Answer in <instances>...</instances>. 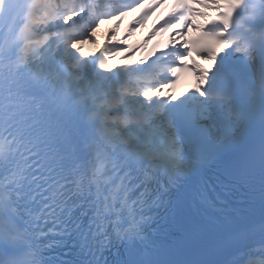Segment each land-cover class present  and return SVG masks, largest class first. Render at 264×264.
I'll use <instances>...</instances> for the list:
<instances>
[{"label": "snow or ice", "instance_id": "1", "mask_svg": "<svg viewBox=\"0 0 264 264\" xmlns=\"http://www.w3.org/2000/svg\"><path fill=\"white\" fill-rule=\"evenodd\" d=\"M142 3L0 0V264H264V0H176L180 42L85 56Z\"/></svg>", "mask_w": 264, "mask_h": 264}, {"label": "bare ground", "instance_id": "2", "mask_svg": "<svg viewBox=\"0 0 264 264\" xmlns=\"http://www.w3.org/2000/svg\"><path fill=\"white\" fill-rule=\"evenodd\" d=\"M164 4L166 5L165 8L167 9L170 5V1L165 0ZM166 9H164L161 13H158L159 7L156 8L155 11L151 12L150 16L147 18V23L144 26L134 25L133 23L136 19L135 13L137 12V9L123 18L121 25H124L125 22H128V20L131 19L132 26L135 27L131 31V34L137 38L139 46H143V49L138 54L127 61V65H134L136 61L151 58L152 53L154 51L157 53L161 51L164 48L165 43L169 41L170 38L180 42V37L174 35L175 29L169 28L167 31L159 29V26L168 17V14L166 15ZM115 22L117 23L118 20H113L102 24L100 26V30L94 35L103 36L108 33V31L111 32V30L114 29V25H116ZM119 27L114 29L115 33L118 31ZM153 29L158 30L155 31L154 35H151V38H149V35L153 32ZM190 31L191 29L188 30L187 35L190 33ZM194 61L205 68L208 67L204 61H200L199 59H195Z\"/></svg>", "mask_w": 264, "mask_h": 264}]
</instances>
